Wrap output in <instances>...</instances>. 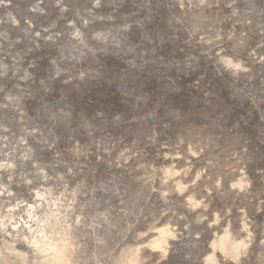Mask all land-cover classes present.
Listing matches in <instances>:
<instances>
[{"label": "rangeland", "instance_id": "1", "mask_svg": "<svg viewBox=\"0 0 264 264\" xmlns=\"http://www.w3.org/2000/svg\"><path fill=\"white\" fill-rule=\"evenodd\" d=\"M0 264H264V0H0Z\"/></svg>", "mask_w": 264, "mask_h": 264}]
</instances>
